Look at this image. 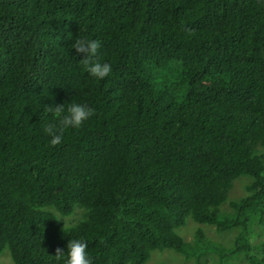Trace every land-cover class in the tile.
Returning a JSON list of instances; mask_svg holds the SVG:
<instances>
[{"label": "trees", "instance_id": "obj_1", "mask_svg": "<svg viewBox=\"0 0 264 264\" xmlns=\"http://www.w3.org/2000/svg\"><path fill=\"white\" fill-rule=\"evenodd\" d=\"M263 141L264 0H0L14 264H145L164 248L264 264ZM241 175L248 194L222 212ZM188 217L240 231L232 247L200 226L186 241Z\"/></svg>", "mask_w": 264, "mask_h": 264}, {"label": "rangeland", "instance_id": "obj_2", "mask_svg": "<svg viewBox=\"0 0 264 264\" xmlns=\"http://www.w3.org/2000/svg\"><path fill=\"white\" fill-rule=\"evenodd\" d=\"M256 152L262 156L264 162V141L261 142ZM252 178L247 175H241L236 178L233 182L232 188L229 191L228 198L226 202L222 203L220 208L222 212L231 211L230 202L240 199L241 197L248 194L247 185L251 183ZM75 211V212H74ZM73 213L69 216H61L59 214V220L63 221L65 226L77 223L83 218L84 210L79 206H75ZM202 227L205 231L206 236L214 239L221 244L232 247L236 235L240 231V227H233L223 231L217 230L215 225H204L199 224L194 221L191 217L187 218L184 226L177 229V233L186 241H192L194 237V232L197 227ZM257 230L253 231V240L258 239ZM196 264L194 259H184L183 256L171 248H164L162 250L153 251L150 258L145 264ZM0 264H14L11 259L8 248L6 247L0 254ZM199 264H250L244 255L241 253L232 259L223 261L222 263L218 260V256L213 251H206L200 258Z\"/></svg>", "mask_w": 264, "mask_h": 264}]
</instances>
